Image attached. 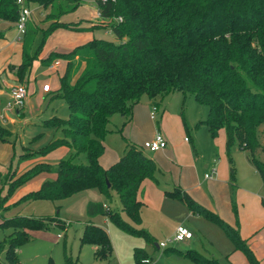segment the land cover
Returning a JSON list of instances; mask_svg holds the SVG:
<instances>
[{
  "label": "trees",
  "instance_id": "trees-1",
  "mask_svg": "<svg viewBox=\"0 0 264 264\" xmlns=\"http://www.w3.org/2000/svg\"><path fill=\"white\" fill-rule=\"evenodd\" d=\"M95 1L98 16L109 20L107 26L119 42L93 38L69 53H51L43 60L47 66L59 59L64 61L60 87L54 96L66 102L69 115L42 121L43 127L59 129L61 136L33 154L44 156L61 146H67L71 153L53 167L47 162L34 164L10 182L8 190L41 172L52 171L54 178L43 181L19 201L61 200L88 189H95L110 200L114 191L122 211L131 222H139L142 203L137 192L144 179L157 182V163L123 136L125 147L116 162L103 167L99 159L105 150L111 116L121 114L130 120L142 95L158 106L155 99L171 92L189 93L197 103L207 106V116L197 126H206L212 136L225 129L226 149L236 143L247 152L264 188V161L256 157L257 153H264L260 131L264 126V0ZM26 2L49 8L46 19L50 26L43 32V40L59 27L90 30L88 26L61 21L65 14L81 6L80 0ZM18 15L16 0H0V20L16 22ZM38 33L37 25L29 19L22 36V62L15 69L19 82L26 77ZM3 36L0 32V38ZM8 136L9 132L0 125V138L5 140ZM80 154H85L86 163L75 161ZM29 156L31 153L21 157ZM230 174L234 180L231 159ZM164 194L183 201L192 214L219 226L234 250L241 251L249 264H260L237 226L205 208L180 186L165 190ZM261 204L264 206V198ZM86 213L89 219L105 215L123 232L154 244L146 229L135 227L103 202L89 201ZM50 224L63 228L67 225L56 216L15 215L3 219L0 227L13 230L5 240L9 264L17 262L16 248L28 240V229L48 230ZM80 242L93 245L96 258L107 259L112 253L107 230L90 220L83 226ZM183 254L195 264H222L195 250ZM133 256L137 264H146L144 260L150 259L143 248L134 249ZM64 264H76L66 251Z\"/></svg>",
  "mask_w": 264,
  "mask_h": 264
},
{
  "label": "rangeland",
  "instance_id": "rangeland-1",
  "mask_svg": "<svg viewBox=\"0 0 264 264\" xmlns=\"http://www.w3.org/2000/svg\"><path fill=\"white\" fill-rule=\"evenodd\" d=\"M80 5L75 11L65 14L61 21L74 22V25L80 27L88 26L90 30L59 27L53 29L44 40L42 38L43 32L50 26V21L46 19L49 8L43 9L35 4L30 5V20L35 22L39 33L32 47L31 64L26 71V79H29L26 102L28 101V105L33 106V108H42L44 112H50L53 108L55 110L54 115L63 119L69 115L66 102L59 97L52 98L60 87L59 76L62 74V69L50 70L47 65H43L44 58L51 53H69L75 46L84 44L93 38L119 42L114 32L107 26L109 20L98 16L95 0H80ZM15 26V22L0 20V32L4 34L0 38V80L12 76L17 79L15 69L22 62L23 41L22 38H16ZM58 61H60L59 67H62L63 60L59 59ZM44 82H48L52 87L51 93L45 99L41 98L42 95L39 94V89ZM159 102L162 107L164 105L167 107L162 119H160L159 114L153 120L150 111L147 114L144 112L139 118L140 127L131 128L126 125L124 131H127L131 138L126 136L123 131L124 137L136 144L146 156L156 159V157L163 156L162 152L152 153L144 150L142 145L144 142L152 140L159 131L163 135L168 134L170 144L173 145L178 156V162L190 165V168H186V170L191 172L192 181L196 185L200 184L204 187L212 179L218 180L213 191L220 198L219 200L210 198L206 201L207 206H205L193 198L208 210L231 215L238 222L243 212V192L249 190L250 187L252 189L255 187L257 190L261 183L256 172H253V176L250 177V169L253 168L248 162L247 152L240 150L236 143H232L229 150L226 149L225 129H220L217 136H212L206 126H197L199 121L206 118L208 108L197 103L191 94L171 92ZM4 105L5 99L0 98V115L3 114L2 117L0 116V125L9 132V136L5 140L0 138V223L3 219L15 215L56 216L67 223L64 228L50 224L48 230L28 229V240L16 248L17 262L15 264H48L49 261L52 264H64L65 251L76 264H137L133 256L136 248L145 250L151 259L150 264H195L183 254L190 249L218 259L222 264H228L226 259H232L234 248L232 250L233 245L222 229L202 216L192 215L185 203L180 204V207L176 206L173 219L168 221L160 220L153 206L145 205L141 209L140 221L134 223L122 211L119 197L114 191L111 193L110 200L102 194L103 201H105L102 202L111 209L119 211L123 218L130 221L135 227L146 229L154 237V243L157 245L172 238L176 227L179 225L189 229L194 237L190 241L169 243L166 248L156 249L154 245L146 244L142 238L123 232L113 225L105 215H98L96 217L101 221V224L91 222L107 230L111 240L112 253L107 259L96 258L93 246L80 242L84 223L89 220L86 213L88 202L85 192L61 200L19 201L24 194L28 193L27 189L36 180L37 175L8 190L10 182L24 172L20 171L23 164L25 162L31 163L37 157L33 153L39 148L28 151L27 145L29 147L38 146L41 143L40 138H44V135H37L42 132L40 127L34 125L40 123L38 121H32L30 125L25 126L24 130L19 127V123L9 128L5 116L8 112L2 111ZM157 121H159L158 125ZM11 129L14 132H11ZM56 131L54 138L61 136L60 130L56 129ZM260 131L264 143V126L260 127ZM114 133L109 132L107 134L102 156L109 155L122 143L121 134H116V130ZM184 136L191 137L195 147L192 145V141L191 143L185 142ZM22 151L24 154L26 152L27 154L31 153V156L21 157ZM70 153L64 157L69 156ZM46 155L48 157L56 155L57 159L55 160L57 161L49 162L52 167L62 158L59 155V150H52ZM256 157L264 161V153H257ZM230 159L234 180L231 179L230 174ZM75 161L86 163L85 154H80ZM163 165L164 167H160L163 171L168 172L167 175L170 174L173 177L177 174L176 165L171 159L164 158ZM212 170L215 171L216 175H213L214 178L206 182L204 174H210ZM213 191L210 190V193L214 195ZM221 217L223 218V216ZM12 231V228L0 227V264H9L5 254V240ZM228 254L229 256H227ZM244 261L249 264L247 259Z\"/></svg>",
  "mask_w": 264,
  "mask_h": 264
},
{
  "label": "crops",
  "instance_id": "crops-1",
  "mask_svg": "<svg viewBox=\"0 0 264 264\" xmlns=\"http://www.w3.org/2000/svg\"><path fill=\"white\" fill-rule=\"evenodd\" d=\"M57 62H58V64L55 65L53 68H50V66H48V68L50 70H59L61 68L62 69L61 73H62L63 69H64V64L62 67H59L60 61L57 60ZM63 63H64V61H63ZM43 65H45V63H43ZM47 83L48 82H44L43 85L47 84ZM15 85L25 86L27 88V91H28L29 79L28 78L26 79V77H25L22 82H19L16 79V77H14V76H12L11 78L1 79L0 80V98L6 99L9 88L11 86H15ZM51 91H52L51 85H50L48 91H44L41 87V89H39V92H40L39 94L42 95L41 98L45 99L51 93ZM52 98H55V96ZM163 98L155 99V102L158 103L157 116H159V114H160V119H162L163 114L165 113L166 108H167L166 105H164L162 107L161 103L159 102V101H162ZM27 102L22 109L8 112L5 114V116L7 117L6 123L9 126V128H11L13 125L19 123L18 124V125H20L19 127H21V129L24 130L25 126L27 127L28 125H30V123H32V121L40 122V123L34 124V125L38 128L40 127V130L42 131L37 135H44V138L43 137L40 138L41 143H39L38 146L29 147L27 145V147L29 148L28 151H31V150H36L37 147L40 148V147L44 146L45 144H47L51 139H53L55 137L57 131L55 128L43 127L41 125L43 120L55 116L54 115L55 110L53 108L50 110V112H44V110L42 108H39V107L33 108V106H29ZM152 106H153L152 100L147 95H145V97H144V95H142L140 100L133 107L132 116H131L130 120H127L121 114H114L113 116H111L110 123H109V129L111 130V128H112V130L111 131L109 130V132L114 133V131L116 130V134L117 133L121 134V139H123L122 136L124 137L123 131H124L125 126L129 125L131 128L140 127V125H141V123L139 122L140 115L144 112L147 114L149 111H151ZM155 119H153V120H155ZM126 121H128V122H126ZM32 127H34V126H32ZM118 129H121V132H117ZM11 132H14V130L11 129ZM124 134L131 138L130 134L127 133V131H124ZM163 136L167 142L166 147L163 149L157 150V151H150L152 153L162 152V155H163V156L156 157L157 160L153 158L155 160V162L157 163L159 170H160L159 172H157L158 174L157 173L155 174L156 178H157V182L153 181L152 179H148V178L144 179L141 182L139 190L137 192V198L142 203L141 209L145 205L153 206V208L157 211L160 220L168 221V220L173 219V216L175 215L176 206L180 207L179 205L183 204L184 202L170 198V197H167L164 194L165 190H171L175 186H180L181 188L186 190L192 197L197 199L199 202H201L205 206H207L205 204V203H207L206 201H208L210 198L211 199H218V200L220 198L213 191L214 185L218 181V180L212 179V178H214L213 175H216V173L213 172V170H212L211 171V173L213 172L212 177L208 178V179L205 178V174H204V178L207 180L206 182H208L209 180L212 179L211 181H209L207 183L206 186L202 187L200 184L196 185V183L194 181H192L191 172L186 170V168L187 169L190 168V165L178 162V156L175 152V149H174L173 145L170 144V137L168 136V134H165ZM186 137L188 138V140L185 139ZM184 141L191 143L192 140H191V137L184 136ZM104 143H105V140H104ZM192 145L194 146L193 141H192ZM124 147H125V143H124V141H122V143L120 145H118V147L115 148L112 153H110L109 155L101 156L99 159L101 165L103 167H108L111 164H113L114 162H116L120 158V156L122 155ZM55 150H59V155L62 158L70 152V149L67 146H61ZM195 150H196V148H195ZM23 154H24V152H23ZM166 157H167V160L171 159L174 162V164L176 165L177 174L174 175L173 177L170 174L167 175L168 172L163 171L161 168V167H164L163 161H164V158H166ZM55 159H57L56 155H51L49 157H48V155L37 156L33 162H31V163L25 162L20 171L23 172L38 162H48L49 163V162L57 161ZM158 162L161 165H159ZM250 165L253 168L252 170L250 169V177H252L253 172H256V174H258V173H257L256 169L254 168V166L252 164H250ZM258 176H259V174H258ZM52 178H54V173L52 171L39 173L36 177V180L27 189L28 192L31 190H35V189L39 188L43 181H45L47 179H52ZM259 178H260V176H259ZM260 181H261V179H260ZM92 190H95V189L84 190V191H81L77 194H81L82 192H85V194L87 195V197H86L87 202H89V201L102 202L103 201V195L101 193H99L97 190L96 191H92ZM210 190L213 191L214 195L210 193ZM242 196H243V198H242V200H243L242 201L243 212L241 214V219L239 218L238 222H236L235 219L233 218V216H231V215L222 214L219 211H217V212L221 216H223V219L225 218L224 219L225 221H228L232 225L238 227V230H239L241 236L247 241V244L252 249L253 253L255 254L257 259L259 260L260 264H264V206L261 204V199L264 198V188H263L262 181H261L260 186L258 187L257 190L255 187L253 189L250 187L249 190H246L245 192H243ZM103 202H105V201H103ZM192 215H195V214H192ZM197 216H199V215H197ZM97 217H95L91 220L89 219V220L94 221L95 223L101 224V221H99V219H97ZM81 233H82V231H81ZM193 237H194V235L186 241L192 240ZM146 244H148V243L146 242ZM148 245H150V244H148ZM153 245L155 246L156 249H159L156 243H154ZM93 248L95 249L94 246H93ZM232 250H233V246H232ZM227 256H229V254ZM244 259H246V257L241 251L233 250L232 259H226V262L228 264H246Z\"/></svg>",
  "mask_w": 264,
  "mask_h": 264
},
{
  "label": "built area",
  "instance_id": "built-area-1",
  "mask_svg": "<svg viewBox=\"0 0 264 264\" xmlns=\"http://www.w3.org/2000/svg\"><path fill=\"white\" fill-rule=\"evenodd\" d=\"M16 3L19 6V15H18V19L15 22L16 23L15 27L17 30L16 38L19 39V38H22L23 34L25 33L26 24L29 21L30 16H31V9H30V5L27 4L26 0H16ZM57 64H58V62L54 61L50 65V68H53ZM49 87H50V85L47 83V84H44L42 86V89L44 91H48ZM27 96H28V91H27V88L25 86H22V85L11 86L8 90V94H7V97L5 99V105L2 108V111H4V113H5V112H11V111L22 109L26 104ZM157 108L158 107L155 105L152 106V109L150 111V116L152 119H155L157 116V110H158ZM2 115H0V116L2 117ZM185 139L188 140L187 137ZM166 145H167V142H166L164 136L159 131L156 133V135L154 136V138L152 140L144 142L142 145V148L144 150H148V151H157V150L165 148ZM213 172H215V171L213 170ZM212 173L205 174V178H207V179L211 178ZM192 236H193V233L189 229H187L183 225H179L176 227L173 237L168 239L167 241H164V242H161L160 244H158V248L159 249L160 248H166L169 243L186 241V240L190 239ZM144 262L146 264H150L151 259L147 258L144 260Z\"/></svg>",
  "mask_w": 264,
  "mask_h": 264
},
{
  "label": "water",
  "instance_id": "water-1",
  "mask_svg": "<svg viewBox=\"0 0 264 264\" xmlns=\"http://www.w3.org/2000/svg\"><path fill=\"white\" fill-rule=\"evenodd\" d=\"M158 246V245H157Z\"/></svg>",
  "mask_w": 264,
  "mask_h": 264
}]
</instances>
